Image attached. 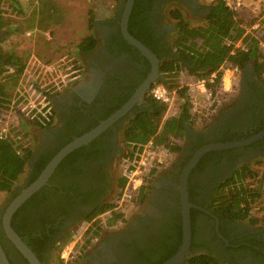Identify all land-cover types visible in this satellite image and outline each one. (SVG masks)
<instances>
[{"label":"flooded vegetation","instance_id":"obj_1","mask_svg":"<svg viewBox=\"0 0 264 264\" xmlns=\"http://www.w3.org/2000/svg\"><path fill=\"white\" fill-rule=\"evenodd\" d=\"M140 1L144 6L151 5V10L143 17L149 28V41L165 48L177 30L169 17L171 6H184L194 17L203 19L210 11L197 5L196 0ZM126 3L127 0L117 3L110 16L99 14L95 23L99 43L92 53L83 55L87 66L83 78L73 90L53 98L55 128L45 130L39 136L24 175V184L7 193L9 197L0 208V245L10 264H29L7 238L3 218L11 202L40 176L29 184L36 175L34 165L67 140L74 141L88 134L121 110L151 73L150 62L124 38L131 49L119 40L122 18L118 21L117 13L123 10L124 14ZM240 73L231 103L205 127H185L186 137L176 160L153 179L140 205L132 200L135 210L129 216H123L124 220L109 226L115 220L113 217L123 213L120 212L121 204L98 212L107 205L117 204L118 170L128 152L124 143L126 127L147 107L145 100L157 82L163 80L161 74L142 103H136L96 139L79 148L78 153L68 155V161L60 168L59 165L47 184L37 192L40 193L36 202L25 208L15 221L24 238L37 244L38 255L26 246L39 263L61 264L63 259L64 264H144L145 261L157 264L177 247L176 255L183 242L182 175L195 154L205 146L242 142L264 131V83L251 64ZM81 133L84 134L79 136ZM222 139L229 140L221 142ZM203 141L208 144L197 148ZM260 159H264V136L249 145L208 152L192 169L188 194L191 191L189 202L192 199L193 203H190L196 208L190 211L191 245L182 264H189L192 258L203 255L213 257L220 264H264V225H260V220L254 224L249 219L243 222L220 219L208 209L211 196L219 187L232 179L237 170L257 164ZM83 224L87 226L86 232L93 227H102L101 236L92 240L91 247L81 257L67 258L64 262L65 256L59 259V251Z\"/></svg>","mask_w":264,"mask_h":264},{"label":"trees","instance_id":"obj_2","mask_svg":"<svg viewBox=\"0 0 264 264\" xmlns=\"http://www.w3.org/2000/svg\"><path fill=\"white\" fill-rule=\"evenodd\" d=\"M112 1L119 3L123 0ZM227 1L228 0H216L210 7H207L210 11L203 19L202 23L198 25H194V23L184 15L180 8L171 7L169 10V17L176 25V37L174 41H170L168 48H165L161 47L158 43L149 41V39H151L148 37L149 28L146 25V21H143V17L147 16L146 12L151 10V5L147 7L144 6L140 0H135L128 25L129 32L160 59V74L163 80L157 82L156 85L163 84L170 91H177L180 98L184 100V105L182 104L179 108V116L164 122L167 107L153 100L149 93L145 100L147 107L142 109L135 119L130 121L126 127L124 143L128 152L121 161L125 171L123 176L119 179V195L116 198L117 202L121 200L123 191L126 188L128 182L127 175L133 173L137 169L143 152L149 144H151V148H162L170 153L178 155L182 149V144L180 142H184L186 137L185 125L188 124L192 126L197 122L205 126L217 116V114H212L207 117H200L196 116V114L191 111L189 88L181 87L177 84V78L183 70L187 71L188 74L197 81L209 80L212 75L216 74L215 83L207 84V89L211 92L215 100L213 108L216 106V98L219 90L222 88V79L224 75L223 67H225L226 64L237 69L239 72H242L249 64H253L255 74L260 78L261 82L264 83L262 78L264 73V56L259 47L260 42H264V36L259 38L254 36V34L245 35L246 31L241 27V21L236 19L237 14L233 9L228 7ZM38 2L40 3V24L46 23L50 25L56 20L61 19L60 11L53 2L50 0H38ZM13 4L19 11L21 10L19 2L14 1ZM117 15L118 21H120L123 10L117 13ZM96 20L97 16L95 12L90 11L87 21L89 34L83 37L76 47V53L80 58L83 57V55L92 53L98 45L95 35ZM4 25L3 18L0 16V30L4 28ZM262 25H264V19ZM119 40L125 47L132 48L127 45L122 35H119ZM237 41H241L239 47L235 46ZM0 62H3L0 68V118H2L5 111L12 108L19 109L25 101L26 93L22 90L20 82L27 69V61L12 54H2L0 50ZM62 70L66 75L63 83L65 87L77 84L84 75L83 65L81 61L77 59L72 60L71 66L63 65ZM9 71H12V73ZM53 90L52 93L44 91L45 96L49 99L52 96L54 97L59 90ZM51 94L53 95L51 96ZM128 98L129 96L125 98V101H127ZM27 123L31 127L41 131L55 128L54 120L48 121L40 114L34 119L27 120ZM83 134L84 133H81L79 136ZM31 140L32 136L28 132H17L15 135L8 134L0 138V193H10L17 182L25 175L33 157ZM227 140L229 139H222L221 142H227ZM72 141L73 139H69L61 144L55 151L49 153L47 157L42 156L41 161L34 165L36 175L29 184L35 181L54 156ZM207 144V142L203 141L197 148ZM81 149L74 151L73 154L78 153ZM211 155L213 154H209L208 156ZM69 157L63 160L59 168L68 161ZM259 164L260 162L254 166L252 164L246 165L237 170L233 178L219 187L211 196L208 209L220 219L235 222L248 220L253 206L263 198L261 187L258 186L254 188L253 184L247 182H260ZM154 175L155 169L149 172L144 185L135 193L133 202L136 205H140L145 200V194L150 189ZM39 193L32 196L30 200L22 206L14 215L11 222V226L15 232L36 255H38L37 244L24 238V235L15 224V221L25 208L32 206L36 202ZM189 194L191 195V191H189ZM191 200L190 202L193 203V200ZM115 206L114 204L110 206L107 205L98 213L108 211ZM113 218L115 220L109 223V226L112 225V223L114 224L117 220H124L122 214L116 215ZM180 225L181 222L179 221V239H181L182 236ZM102 231V227H93L86 232L87 238L82 242L83 244L80 247L78 257H81L83 253L91 247L94 238H100ZM176 251L177 247L157 264H163L166 260L174 256ZM60 262L62 263L63 260H60ZM144 264L149 263L145 261ZM189 264L220 263L211 256L203 255L192 258Z\"/></svg>","mask_w":264,"mask_h":264},{"label":"rangeland","instance_id":"obj_3","mask_svg":"<svg viewBox=\"0 0 264 264\" xmlns=\"http://www.w3.org/2000/svg\"><path fill=\"white\" fill-rule=\"evenodd\" d=\"M14 1L19 2L21 12L13 4ZM50 1L58 7L61 19L56 20L53 24L47 25L46 23L40 24V3L38 0H31L27 3L22 0H0V16L5 23L4 28L0 30V50L2 54H12L27 61V69L21 78L20 83L22 90L26 93L27 100L30 103H39L41 101L39 93L43 91L50 80L57 84L56 88L59 90L53 98L62 96L66 92L73 90L76 84L70 87H64L63 83L66 76L62 68L63 65L71 66L73 59L81 61L84 70L87 67L83 57L80 58L76 53V47L81 39L89 34L87 29L89 12L94 11L98 19L100 14L99 7H101V13L107 16L113 14L114 10L117 8V3L112 0ZM215 1L216 0H197V2L204 7H210ZM227 2L228 7L233 9L237 14L236 19L241 21L240 25L246 31L245 35L254 34V36L259 38L260 35H264V29H255L257 24L260 25V18L264 14L262 13L264 10V0H228ZM171 7L180 8L184 15L193 22L194 25H198L203 21V18L194 17L190 11L184 8V6L173 5ZM175 37L176 35L174 34L170 41H174ZM97 39L99 43L98 36ZM236 44L237 46H240L241 41H237ZM9 72L12 73V71ZM240 77L241 73L235 71L234 68L231 67L229 70L225 68L222 79L221 94L218 100L219 108L217 114L221 109L226 108L227 105L231 103L232 99H234L235 91L240 82ZM177 84L181 87L189 88L191 93V90L196 88L195 85H197L198 82L194 77L190 76L187 71L183 70L177 78ZM194 95L199 101H201V106L194 107V110L198 112V116L206 117L208 106L205 105V103L207 102V98L205 102V98H202L200 93ZM182 104L184 105V100L181 99L177 93L176 100L173 106L170 107L169 113H166L164 122L173 117L179 116V108ZM27 108V104H24L21 113L16 108L5 111L0 119V132H7L12 135L17 134V132H28L32 136L31 144L34 149L39 136L43 134L44 131L28 125L27 117L23 113L24 110L27 112ZM56 123L57 119L55 116V125ZM205 126L196 122L194 125L189 126V128L201 129ZM180 143L183 144L182 141ZM175 160L176 154L170 153L162 148L147 149L143 158L144 165H142L140 169L141 173L140 170L137 169L136 172L139 176H136L135 178L143 179L145 183L151 170L155 169V175L153 177L155 178L160 173L168 170ZM254 165L255 164H253V166ZM258 170L260 172V182H247L253 184L254 188L260 186L263 191V198L253 206L249 222L258 224L260 220V225H264V159H260ZM124 171L125 169L122 163L118 170L119 178L123 176ZM133 174L131 173L132 178ZM24 178L25 177L23 176L17 182L14 189L21 187L24 184ZM129 182L130 179L127 184ZM130 190L132 191L131 197L134 198L135 195L133 191L135 189L133 190V188H131ZM130 190L127 197L123 198L122 196V199L117 202L115 206L120 207V204L121 206L123 205L122 208H120V212H123L122 215L125 217L129 216L135 210L131 204L132 201H130L128 197L130 196ZM117 195H119V190L117 191ZM8 197V194L0 193V208L3 207ZM86 228L87 226L84 224L77 228L61 247L59 253L61 258H63L62 256H65L64 262H66L67 258L79 255L80 247L83 244L82 242L87 238Z\"/></svg>","mask_w":264,"mask_h":264},{"label":"water","instance_id":"obj_4","mask_svg":"<svg viewBox=\"0 0 264 264\" xmlns=\"http://www.w3.org/2000/svg\"><path fill=\"white\" fill-rule=\"evenodd\" d=\"M135 0H127L125 11L120 24L121 33L126 42L132 47L136 48L143 57H145L151 64L152 70L147 80L139 87L132 99L117 113L110 117L105 122H102L97 128L89 132L88 134L79 137L69 143L67 146L62 148L54 158L49 162L46 168L42 171L38 179L25 188L9 205L7 208L4 218L3 226L7 238L15 246V248L21 253V255L29 262V264H40L34 253L26 246L19 235L12 229L11 220L15 213L18 211L24 203H26L34 194H36L42 187H44L51 175L60 165V163L71 153L78 150L79 148L88 145L100 134H102L109 126H111L116 120L124 116L129 110H131L136 103H142L146 98L151 87L160 80V59L144 44L134 38L128 29L129 20L132 14ZM189 128L188 124L185 125ZM264 136V131L260 134L247 139L242 142L226 143V144H215L208 145L200 149L194 156L193 160L188 164L182 175L181 181V196H182V230H183V242L179 252L168 260L164 264H182L185 261V255H187L191 245V208H196L189 202L188 194V178L193 168L196 167L199 160L208 152L216 150L233 149L245 145H249ZM200 210L206 212L204 209ZM0 264H10L1 245H0Z\"/></svg>","mask_w":264,"mask_h":264},{"label":"built area","instance_id":"obj_5","mask_svg":"<svg viewBox=\"0 0 264 264\" xmlns=\"http://www.w3.org/2000/svg\"><path fill=\"white\" fill-rule=\"evenodd\" d=\"M22 1L27 3V2H30L31 0H22ZM262 13H264V10L262 11ZM263 19H264V14L260 18V25L257 24L255 26V29H259V28L264 29V25H262ZM263 36L264 35H260V37H263ZM235 46L236 47H239V46H237V44H235ZM259 47H260L261 53L264 56V42L263 41L260 42ZM225 68H227V70H229V68H231V67L228 64H226L225 67H223V72H225ZM235 71H238V70L235 69ZM262 78H263V81H264V73L262 75ZM215 80H216V74L212 75L209 80L197 81L198 84L195 85L196 88L195 89H192L191 90V93L189 91L190 103H191L190 104L191 105V111L194 114H196V116H198V112L196 110H194V107L201 106V101H199V99H197V97H195V95H194V94H197V93H200V95L202 96V98H205V102H206V98H207V102L205 103V105L208 106V110H207L206 117L207 116H210L212 114H217V110L219 108V106H218V100H219V96L221 94V89L219 90L218 96L216 98V106H215V108H213L214 103H215V100L212 97L211 92L207 89V84L208 83L214 84L215 83ZM56 87H57V84L55 82H51V80L48 81L47 86L43 89L42 92L39 93V98L41 99V101L39 103L38 102L30 103L27 100V96L25 95V99H24L25 101L23 102V105L24 104H27L28 108L26 109L27 112H25V110H24L23 113L26 115L27 120L34 119L35 117H37L38 114H40L43 118L47 119L48 121L54 120V125H55L54 107H53V102H52V100H53V96L52 95L53 94H51L52 97H50V99H49V98H47L45 96V92L44 91H47L48 93H52L54 91L53 89H57ZM150 95H151V97H152L153 100H155L156 102H158L160 104L165 105L167 107V112L166 113H169L170 107L173 106V104H174V102L176 100L177 92L176 91H170L163 84H158V85H155L153 87V89L150 92ZM23 105H21L20 108L17 109L18 111H20V113L22 112L21 109H22V106ZM6 135H8L7 132H3V133L0 132V138L3 137V136H6ZM147 149H151V144H149L145 148V150L143 152V155L141 157V160H140V162L138 164V167H137L138 170H140L141 169V166L144 165L143 158H144V155L146 154ZM137 169L134 171V174L132 173L133 174V178L131 177V174L130 175H127V179L128 180L130 179V182L127 184L126 188L123 191V195H122L123 198H126L127 197V194L129 193V190L131 188H133V190L135 189L133 191V193L135 195V193L139 190L138 187L142 183H144V180L143 179H136L135 178L136 176H139V174L136 172ZM140 173H141V170H140ZM136 183H137V185H136ZM131 184L133 185V187H132ZM131 192L132 191L130 190V196H128L129 199H130V201H132L134 199L133 197H131Z\"/></svg>","mask_w":264,"mask_h":264},{"label":"crops","instance_id":"obj_6","mask_svg":"<svg viewBox=\"0 0 264 264\" xmlns=\"http://www.w3.org/2000/svg\"><path fill=\"white\" fill-rule=\"evenodd\" d=\"M196 2H197V0H196ZM197 5H200L201 6V4H199L198 2H197ZM99 12L101 14V7H99ZM102 15L105 16L104 14H102Z\"/></svg>","mask_w":264,"mask_h":264}]
</instances>
